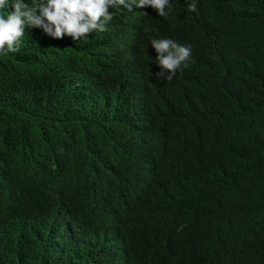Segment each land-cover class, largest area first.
I'll use <instances>...</instances> for the list:
<instances>
[{"label": "trees", "instance_id": "1", "mask_svg": "<svg viewBox=\"0 0 264 264\" xmlns=\"http://www.w3.org/2000/svg\"><path fill=\"white\" fill-rule=\"evenodd\" d=\"M171 7L0 55V264H264V0ZM162 38L191 46L171 80Z\"/></svg>", "mask_w": 264, "mask_h": 264}, {"label": "clouds", "instance_id": "2", "mask_svg": "<svg viewBox=\"0 0 264 264\" xmlns=\"http://www.w3.org/2000/svg\"><path fill=\"white\" fill-rule=\"evenodd\" d=\"M171 3L172 0H0V55L19 52L28 28L39 27L53 38L67 35L79 42L87 40L89 33L106 31V25L113 20L117 10L132 12L133 6H150L159 17H167L173 11ZM190 7L196 11L195 3ZM9 8L12 10L8 11ZM109 8L115 11L110 12ZM150 44L157 55L154 60L149 59L161 66L157 78L171 80L178 71L188 67L190 45L171 38L151 39ZM151 175L153 172L149 168L145 175L146 189L154 182ZM4 182L16 194L20 192V183L13 176L0 179V185ZM22 213L24 217L27 212ZM20 218V213L0 211V240Z\"/></svg>", "mask_w": 264, "mask_h": 264}, {"label": "bare ground", "instance_id": "3", "mask_svg": "<svg viewBox=\"0 0 264 264\" xmlns=\"http://www.w3.org/2000/svg\"><path fill=\"white\" fill-rule=\"evenodd\" d=\"M75 241V240H74ZM74 241L72 243H74Z\"/></svg>", "mask_w": 264, "mask_h": 264}]
</instances>
